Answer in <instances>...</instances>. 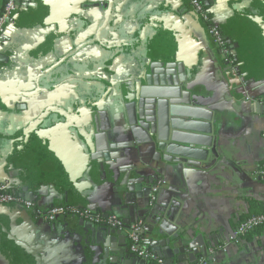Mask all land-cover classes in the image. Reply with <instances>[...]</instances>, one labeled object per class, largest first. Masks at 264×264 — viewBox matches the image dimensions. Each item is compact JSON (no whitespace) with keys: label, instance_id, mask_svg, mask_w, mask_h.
I'll return each instance as SVG.
<instances>
[{"label":"crops","instance_id":"0c3cea01","mask_svg":"<svg viewBox=\"0 0 264 264\" xmlns=\"http://www.w3.org/2000/svg\"><path fill=\"white\" fill-rule=\"evenodd\" d=\"M202 2L210 24L226 38L228 60L187 0L16 1L0 38L6 58L0 62V181L17 197L0 206V264H57L48 240L66 231L79 238L92 232L89 242L82 238L91 264H121L125 251L136 256L128 249L127 229L117 234V228L71 215L32 221L23 205L77 203L125 224L130 213L120 209L127 191L121 181L128 180L151 188L165 181L154 206L177 199L173 225L187 242H209L197 261L264 264V226L228 239L241 220L264 212V179L255 174L264 162V0ZM145 24L149 33L143 35ZM165 57L179 59L175 77L189 84L192 104L212 114L210 147L177 144L194 151L196 164L183 150L163 161L164 151L152 152L140 134L126 135L116 114L138 68L161 66ZM189 118L182 119L194 121ZM110 126L118 146L103 170L75 164L71 146L52 139L92 138ZM136 221L150 249L145 226L152 223L135 217L128 225ZM102 227L111 229L110 239L102 237Z\"/></svg>","mask_w":264,"mask_h":264},{"label":"water","instance_id":"95a60500","mask_svg":"<svg viewBox=\"0 0 264 264\" xmlns=\"http://www.w3.org/2000/svg\"><path fill=\"white\" fill-rule=\"evenodd\" d=\"M147 26L148 24H145L141 29L143 35L149 33L146 32ZM150 26L153 31L157 29L155 25ZM154 34L150 33L152 37ZM163 60L164 63L161 66L138 68L137 73L132 76L129 82V96L116 114L119 115V122L123 123L124 133L133 138L135 135H142L143 143L149 145L152 152L164 151L163 161L168 162L171 160L170 155H176L178 151L183 150L182 154L190 158H188L189 163L196 164L192 160L195 155L194 151L186 148L181 149L177 144L191 143L210 147L212 136L209 135V132L212 114L203 107L194 106L189 84H184V80L175 77L173 69L178 62L176 60L179 59L165 57ZM5 61L6 58L3 59L0 56V62ZM188 117L194 121L182 119ZM181 128H190L200 133H181L179 131ZM170 129L172 131L169 137ZM114 131V128L110 126L102 128L92 138L88 135L82 137L67 135L63 139H58L55 136L52 139L54 144L67 142L68 146H71L70 158L75 164H91L92 167L98 166L103 170L104 165L114 161L115 156L112 154V149L118 146L117 134ZM139 182L128 180L126 184L125 181H121V185H126L127 191L123 196L124 205L120 206V209L127 210L130 214L128 219H125L124 228L119 229L117 234L127 228L131 218L136 217L141 220L149 218L152 224L151 227L145 226V231L149 232L144 242L156 256L165 258V264L195 263L197 257L201 256L200 248H202V254H206L209 242H204L202 237L187 242L184 236L185 232L178 231L173 225L176 207L179 205L177 199L172 198L167 205H160L159 208H156L154 203H149L151 183L144 182L142 185V182ZM22 191L27 192L28 188L23 187ZM132 194L134 195L133 201L129 202L128 199ZM120 197H122L121 194ZM30 198L36 199L33 196ZM28 216L34 221L29 213ZM99 230L104 239H110L112 235L110 228L102 227ZM56 232L57 230L54 228L52 233L56 234ZM79 236L81 238L71 231H66L60 236H53L48 240L51 252L59 259L57 264H91L92 259L84 249L83 239L89 242L92 232L85 231L84 235ZM121 264H146V260L125 251Z\"/></svg>","mask_w":264,"mask_h":264},{"label":"built area","instance_id":"2783aa9c","mask_svg":"<svg viewBox=\"0 0 264 264\" xmlns=\"http://www.w3.org/2000/svg\"><path fill=\"white\" fill-rule=\"evenodd\" d=\"M16 1L17 0H5L4 5L0 11V38L3 37L2 30L5 23L12 17L14 12L16 11ZM187 1L193 7L194 12L204 22L206 34L211 40L212 45L220 50V53H222L223 57H225V60H228L229 50L223 32L219 28L210 24L209 14L203 7L202 2L200 0ZM255 174L257 177L264 179V162ZM164 184V180H159L155 185L152 186L149 200L150 203H153L155 201L160 185ZM15 202H17V197L13 193L9 192L6 185L0 181V206L9 205ZM23 205L25 210L30 214V216L35 221L39 222L50 223L53 222L58 216L71 215L75 217H80L87 223L93 225H106L117 229L124 228V224L120 218L113 216H104L97 211H91L85 205H80L77 203L54 204L48 208H41L39 206H36L31 201H24ZM263 225L264 213L250 215L237 224L235 230L228 237V239L229 241H237L247 233ZM126 229L128 238V249L131 253L146 260L150 264H164L162 258L156 256L150 249H148L142 243L141 222H132L127 226ZM195 264H207V259L205 257H201Z\"/></svg>","mask_w":264,"mask_h":264},{"label":"trees","instance_id":"16d2710c","mask_svg":"<svg viewBox=\"0 0 264 264\" xmlns=\"http://www.w3.org/2000/svg\"><path fill=\"white\" fill-rule=\"evenodd\" d=\"M201 2H202V0H200ZM203 3V2H202ZM58 204H60V203H58ZM264 213V212H263ZM261 214V213H260ZM264 226V225H263ZM262 227V226H261ZM260 228V227H259ZM258 229V228H257ZM142 243H143V240H142ZM144 244V243H143ZM145 245V244H144ZM146 246V245H145Z\"/></svg>","mask_w":264,"mask_h":264}]
</instances>
